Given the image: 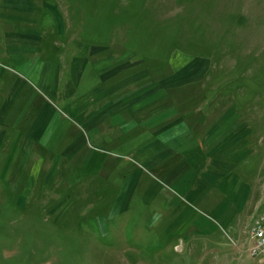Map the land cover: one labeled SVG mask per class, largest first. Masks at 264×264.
Segmentation results:
<instances>
[{
  "label": "rangeland",
  "instance_id": "374dc122",
  "mask_svg": "<svg viewBox=\"0 0 264 264\" xmlns=\"http://www.w3.org/2000/svg\"><path fill=\"white\" fill-rule=\"evenodd\" d=\"M204 164L255 214L169 222ZM263 209L264 0H0V264H264Z\"/></svg>",
  "mask_w": 264,
  "mask_h": 264
},
{
  "label": "crops",
  "instance_id": "0c3cea01",
  "mask_svg": "<svg viewBox=\"0 0 264 264\" xmlns=\"http://www.w3.org/2000/svg\"><path fill=\"white\" fill-rule=\"evenodd\" d=\"M153 174L156 177L154 170ZM157 182L161 183L159 179ZM162 185L169 193L168 201H165L171 214L169 222L174 219L177 227H190L192 234L208 235L217 229L233 228L236 221L252 216L260 207L258 196L252 197L251 202L247 201L249 185L242 182L239 169L235 172L234 167L231 170L214 164L196 168L177 167L168 172L166 184L163 180ZM161 197L163 194L159 195L158 203L162 202Z\"/></svg>",
  "mask_w": 264,
  "mask_h": 264
},
{
  "label": "built area",
  "instance_id": "2783aa9c",
  "mask_svg": "<svg viewBox=\"0 0 264 264\" xmlns=\"http://www.w3.org/2000/svg\"><path fill=\"white\" fill-rule=\"evenodd\" d=\"M249 236L248 254L264 262V209L253 218Z\"/></svg>",
  "mask_w": 264,
  "mask_h": 264
}]
</instances>
